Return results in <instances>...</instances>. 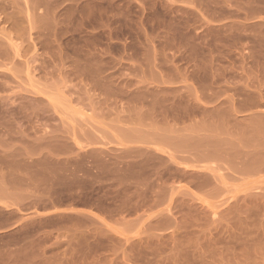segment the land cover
Instances as JSON below:
<instances>
[{
  "label": "rangeland",
  "instance_id": "obj_1",
  "mask_svg": "<svg viewBox=\"0 0 264 264\" xmlns=\"http://www.w3.org/2000/svg\"><path fill=\"white\" fill-rule=\"evenodd\" d=\"M0 264H264V0H0Z\"/></svg>",
  "mask_w": 264,
  "mask_h": 264
},
{
  "label": "bare ground",
  "instance_id": "obj_2",
  "mask_svg": "<svg viewBox=\"0 0 264 264\" xmlns=\"http://www.w3.org/2000/svg\"><path fill=\"white\" fill-rule=\"evenodd\" d=\"M216 152V151H215Z\"/></svg>",
  "mask_w": 264,
  "mask_h": 264
}]
</instances>
